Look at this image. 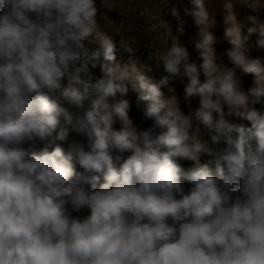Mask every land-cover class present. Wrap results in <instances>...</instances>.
<instances>
[{"label": "clouds", "instance_id": "obj_1", "mask_svg": "<svg viewBox=\"0 0 264 264\" xmlns=\"http://www.w3.org/2000/svg\"><path fill=\"white\" fill-rule=\"evenodd\" d=\"M215 3L0 0V264H264V0Z\"/></svg>", "mask_w": 264, "mask_h": 264}, {"label": "rangeland", "instance_id": "obj_2", "mask_svg": "<svg viewBox=\"0 0 264 264\" xmlns=\"http://www.w3.org/2000/svg\"><path fill=\"white\" fill-rule=\"evenodd\" d=\"M113 3L117 4L118 6H123L126 8L132 15L129 16L127 23L133 25L135 28L137 25H142V20H136V13L143 11L145 8L151 9L155 12L157 9H162L164 4V0H112ZM220 0H216V3L213 5L214 8H219ZM238 11L241 12L243 15V10L238 8ZM107 11V9H105ZM109 18L112 19L114 22L119 21L121 19L118 11H111L107 12ZM153 21H147L146 24L148 26L139 29L138 31L127 32L124 31L123 33H118L117 35L125 36V40L128 42L131 51L123 50L121 55L123 56L124 60L127 62H136L138 64H144L147 62V52L145 50V46L154 42V36L152 31L150 30V24ZM106 30L113 31V25L111 24H103ZM127 26V25H126ZM221 27L218 26L216 29V34L219 36L221 35ZM145 44V46H144ZM226 46V45H224ZM153 78L155 75L153 74Z\"/></svg>", "mask_w": 264, "mask_h": 264}]
</instances>
